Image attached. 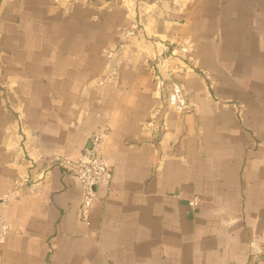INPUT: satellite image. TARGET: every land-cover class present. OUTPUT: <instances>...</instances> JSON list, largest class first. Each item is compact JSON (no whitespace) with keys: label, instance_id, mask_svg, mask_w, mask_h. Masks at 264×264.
Returning <instances> with one entry per match:
<instances>
[{"label":"crops","instance_id":"obj_1","mask_svg":"<svg viewBox=\"0 0 264 264\" xmlns=\"http://www.w3.org/2000/svg\"><path fill=\"white\" fill-rule=\"evenodd\" d=\"M102 1L0 0V194L34 178L0 264H264V0ZM97 134L113 180L86 222L51 162Z\"/></svg>","mask_w":264,"mask_h":264},{"label":"built area","instance_id":"obj_2","mask_svg":"<svg viewBox=\"0 0 264 264\" xmlns=\"http://www.w3.org/2000/svg\"><path fill=\"white\" fill-rule=\"evenodd\" d=\"M71 1L91 2V0ZM103 2L105 1L103 0ZM149 7V9L143 7L145 16L150 17L149 21H155L157 18L176 20L184 12L183 0H154L151 1ZM148 10L151 12H148ZM186 52H189V50L187 49ZM104 142L105 135L97 134L92 138L91 147L81 152L76 159L56 155L51 162V164H55L79 179L83 188L80 217L86 222L89 220L93 205L98 199V190L101 188L109 189L113 180V168L103 155ZM33 181V177H20L16 180L13 190L0 194V246L6 244L8 235L11 232V226L5 217L3 208L11 201L19 198L27 183L30 184ZM197 202L198 199H194L191 204L196 205ZM252 247L255 258L264 257V244L256 245L252 243Z\"/></svg>","mask_w":264,"mask_h":264},{"label":"rangeland","instance_id":"obj_3","mask_svg":"<svg viewBox=\"0 0 264 264\" xmlns=\"http://www.w3.org/2000/svg\"><path fill=\"white\" fill-rule=\"evenodd\" d=\"M151 1L153 2L154 0H148L147 3L144 5L146 7V9L150 8L149 5L151 4ZM144 6H142V7H144ZM152 10H153V8H152ZM148 12H151V11L148 10Z\"/></svg>","mask_w":264,"mask_h":264},{"label":"water","instance_id":"obj_4","mask_svg":"<svg viewBox=\"0 0 264 264\" xmlns=\"http://www.w3.org/2000/svg\"><path fill=\"white\" fill-rule=\"evenodd\" d=\"M261 259L260 260H263V257H260Z\"/></svg>","mask_w":264,"mask_h":264}]
</instances>
